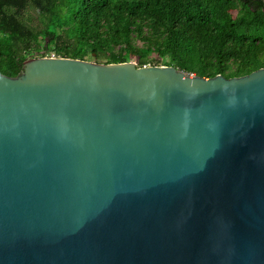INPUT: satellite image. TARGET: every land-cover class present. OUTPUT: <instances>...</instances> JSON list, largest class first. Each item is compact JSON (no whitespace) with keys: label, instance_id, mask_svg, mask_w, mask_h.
I'll list each match as a JSON object with an SVG mask.
<instances>
[{"label":"water","instance_id":"1","mask_svg":"<svg viewBox=\"0 0 264 264\" xmlns=\"http://www.w3.org/2000/svg\"><path fill=\"white\" fill-rule=\"evenodd\" d=\"M0 264H264V67L0 73Z\"/></svg>","mask_w":264,"mask_h":264},{"label":"trees","instance_id":"2","mask_svg":"<svg viewBox=\"0 0 264 264\" xmlns=\"http://www.w3.org/2000/svg\"><path fill=\"white\" fill-rule=\"evenodd\" d=\"M52 54L246 75L264 67V0H0V73Z\"/></svg>","mask_w":264,"mask_h":264},{"label":"rangeland","instance_id":"3","mask_svg":"<svg viewBox=\"0 0 264 264\" xmlns=\"http://www.w3.org/2000/svg\"><path fill=\"white\" fill-rule=\"evenodd\" d=\"M50 55V54H49ZM151 56L156 57V54H151ZM90 61H94L93 59H90ZM132 61L136 62L138 64V59L136 56L132 57Z\"/></svg>","mask_w":264,"mask_h":264},{"label":"built area","instance_id":"4","mask_svg":"<svg viewBox=\"0 0 264 264\" xmlns=\"http://www.w3.org/2000/svg\"><path fill=\"white\" fill-rule=\"evenodd\" d=\"M51 56H55L54 54H52Z\"/></svg>","mask_w":264,"mask_h":264}]
</instances>
